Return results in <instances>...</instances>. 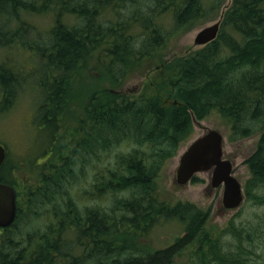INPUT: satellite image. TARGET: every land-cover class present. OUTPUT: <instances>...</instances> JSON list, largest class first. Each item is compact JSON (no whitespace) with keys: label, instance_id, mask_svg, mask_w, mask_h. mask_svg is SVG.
<instances>
[{"label":"trees","instance_id":"trees-1","mask_svg":"<svg viewBox=\"0 0 264 264\" xmlns=\"http://www.w3.org/2000/svg\"><path fill=\"white\" fill-rule=\"evenodd\" d=\"M223 3L0 0V18L7 22H18L22 15L51 13L52 25L43 40L29 44L40 52L43 68L42 76L34 80L39 91L34 122L49 128V145L67 151L44 174L34 202L48 203L52 209V214L44 212L50 222L48 252L22 262L7 252L0 255V264H172L183 247L193 248L199 264H264V247L259 253L244 250V239L255 245L249 233L243 235L241 228L229 225L224 231L237 243L225 251L205 229L208 212L191 202L168 205L159 199L155 186L161 167L191 135L193 123L217 112L227 126L229 141L260 133L254 151L245 159L250 177L244 188L254 203L264 202V0H231L212 41L190 54L161 60L157 74L138 94L119 91L138 65L162 55L171 36L211 19ZM109 8H113V22L103 19ZM168 12L169 26L164 17ZM72 16L73 24L67 21ZM3 27L0 47L13 40L23 47L29 43L25 20L18 38L17 27ZM94 57L97 78L109 83L86 93L88 99L80 102L83 106L77 114L78 126L71 133L70 123H62V105H69L63 89ZM7 65L0 62L4 110L13 104L23 77ZM11 170L6 161L0 165V182L15 185ZM88 175L91 179L83 191L95 203L80 208L75 194L81 193L80 185L87 183ZM16 194L14 223L22 208L19 190ZM106 194L113 197L107 208L99 204ZM35 209L33 214L38 213ZM162 218L181 222L182 234L169 245L146 249L141 238Z\"/></svg>","mask_w":264,"mask_h":264},{"label":"rangeland","instance_id":"rangeland-1","mask_svg":"<svg viewBox=\"0 0 264 264\" xmlns=\"http://www.w3.org/2000/svg\"><path fill=\"white\" fill-rule=\"evenodd\" d=\"M230 3L231 0H224L214 17L205 21L200 20L196 25H191L184 31L174 34V37L171 36L162 47V55L138 65L134 69V73L120 86L119 91L128 96L138 94L145 84L150 82L157 74L161 60H169L172 57L193 52L203 46L194 44L195 34L202 27L216 20H221ZM167 15L164 16L167 17L165 25L169 26L171 24L170 12ZM22 16L25 18L23 19ZM22 16L18 22L12 19L9 20L11 22H7V20L0 18V27L2 25H4V29L17 27L16 38L19 37L18 32L22 33L19 27L22 28L24 20L25 26L26 23L29 24L28 31L30 32V34H27L29 43L26 42L24 47L20 46L19 42H14V40L11 45L4 44L3 47H0V62L3 61L8 64L7 66L19 70L18 72L22 73L21 76H23L20 77L22 78L20 80L21 86L14 93L13 104L5 110L0 105V143L6 148L5 161L10 169H13L10 171L9 176L13 177L15 181L14 187L17 191L19 190V199L22 207L20 218L15 225L1 233V244L4 245L3 250L5 252L8 250L5 245L9 244L6 239L11 237L14 239H25L27 234L35 229L43 230L44 226L42 224L47 225V223H50L48 215L44 213V210H41L48 207L49 204L41 203L40 205H35L34 202L38 196L39 189L42 187L41 185H43V179L46 177L44 174L49 173L52 165L59 162V156L67 152H64V147L59 148L57 144L49 145L48 142H50L49 139L51 137L49 128L44 125L39 126L34 122L36 103L39 100V91L35 87L34 80L42 76L43 68L41 62H39L42 58L40 52L38 49L31 50L29 44L33 45L36 40H43L48 28L52 25V16L50 12L34 16ZM121 18L119 17L118 19ZM103 19L114 21L113 8H109L108 12H105ZM67 21L73 24L75 17H69ZM107 21H105L106 24L108 23ZM95 62L96 57L89 58L86 61V67L72 78L69 87L63 89L64 102L69 103V105L68 107L62 105V109H64H61L64 113L62 123L65 125L70 123V127L73 128L71 133L74 132L75 127L73 126H78L77 114L83 106L80 105V102L88 99L86 93L97 87L98 84L99 86H107L109 83L107 79L99 80L97 78L99 76L98 70L92 66ZM89 65L90 67L88 68ZM2 99L3 93L0 89V102ZM208 129H217L222 133L224 139L223 157L232 161L233 175L241 183L244 199L236 208L225 209L222 206L223 187L222 185L211 187V170L196 172L194 174L196 180L191 179L184 185H178L175 182L179 155L194 138ZM259 135L260 133L258 132L235 141H229L227 139V126L217 112H211L205 118L193 123L191 135L185 141L179 143L175 155L166 159L155 178L156 191L160 200L168 205H174L177 202H191L202 211L208 212L205 229L213 238L219 239L222 249L225 251L233 250L237 243L231 234L224 231L231 224L236 228H241L243 235L249 233L253 236L254 246L249 245L246 239L243 240L246 252L251 250L259 253L264 247V202L254 203L251 198L246 197L244 188L247 179L250 177V170L245 164V159L254 151ZM43 144L44 146H42ZM86 177L88 179L87 183L84 182V185H80L81 193L78 197L75 194L77 205L80 208L94 205L95 203L92 201L93 196L91 197V195L89 196L83 191V189L85 190L88 187L91 179L90 175ZM75 187V193H77L78 188ZM32 191L33 194L30 195ZM29 198L31 201H28ZM112 198V195L106 194L105 197L102 196L100 198L99 204L102 207H110L113 204ZM29 205L31 209H29ZM34 209L38 213L33 214ZM182 231L183 224L178 220L162 218L148 229L141 241L147 246L146 249L161 248L169 245L175 237L182 234ZM190 248H181L179 253L175 254L172 264H199L197 256L193 253V248ZM251 254L248 255L252 258Z\"/></svg>","mask_w":264,"mask_h":264},{"label":"water","instance_id":"water-1","mask_svg":"<svg viewBox=\"0 0 264 264\" xmlns=\"http://www.w3.org/2000/svg\"><path fill=\"white\" fill-rule=\"evenodd\" d=\"M220 20L199 29L194 37L195 45L212 41L219 30ZM223 135L217 129H208L194 138L179 155L175 182L188 183L196 172L211 170L210 185H222V206L225 209L238 207L244 194L237 177L233 175L231 160L223 157ZM5 148L0 143V165L5 159ZM16 193L12 185L0 182V227H7L15 218Z\"/></svg>","mask_w":264,"mask_h":264},{"label":"flooded vegetation","instance_id":"flooded-vegetation-1","mask_svg":"<svg viewBox=\"0 0 264 264\" xmlns=\"http://www.w3.org/2000/svg\"><path fill=\"white\" fill-rule=\"evenodd\" d=\"M41 210H44L48 214H52L50 213L52 211L51 208L46 207ZM15 216H17V214H15ZM11 225L12 226L15 225L14 221ZM11 225L5 228L0 227V255L7 253V252H11L13 254L12 255L13 257L18 258L17 262H20V261L22 262L23 259L26 261H31V259L35 257L41 258L45 254V252H48V246H49L48 244L49 243V239H48L49 231L47 228L48 224L47 225L42 224L44 226L43 230H39L37 228L33 232L28 233L27 238L25 239H14L13 237H11L10 239H6V241L8 240L9 244L5 245L6 247H8V250L5 252L3 250L4 245L1 244V240H2L1 233L2 231H5L8 228L12 227ZM54 237L55 236H52V239ZM58 243L59 242H57V244Z\"/></svg>","mask_w":264,"mask_h":264},{"label":"bare ground","instance_id":"bare-ground-1","mask_svg":"<svg viewBox=\"0 0 264 264\" xmlns=\"http://www.w3.org/2000/svg\"><path fill=\"white\" fill-rule=\"evenodd\" d=\"M81 22V21H80ZM187 31V30H186ZM174 37V36H173ZM188 54V53H187ZM190 54V53H189ZM44 143V142H43ZM2 144V143H1ZM3 145V144H2ZM4 146V145H3ZM42 146H44V144L42 145ZM4 148H5V146H4ZM42 150V149H41ZM5 151H6V148H5ZM7 152V151H6ZM44 159V158H43ZM55 193V192H54ZM19 203V202H18ZM107 211V210H106ZM28 214V213H27ZM140 254V253H139ZM141 255H143V254H141ZM9 260V259H8Z\"/></svg>","mask_w":264,"mask_h":264}]
</instances>
